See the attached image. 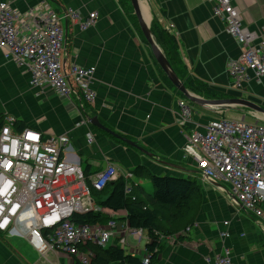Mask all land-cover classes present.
I'll list each match as a JSON object with an SVG mask.
<instances>
[{
  "label": "crops",
  "instance_id": "obj_1",
  "mask_svg": "<svg viewBox=\"0 0 264 264\" xmlns=\"http://www.w3.org/2000/svg\"><path fill=\"white\" fill-rule=\"evenodd\" d=\"M0 2L9 4L19 13L47 2L60 18L64 34L63 72L69 74L73 66L94 69L89 86L95 95L92 104L83 101L71 80L73 94L68 98L53 94L37 96V92L29 88V74L0 52V118L15 120L14 133L30 129L44 139L66 136L69 146L62 157L81 169L86 166L91 172H99L108 164L120 172L143 165L159 176L195 181L202 193L200 209L190 226L161 240L157 257L151 264H204L206 256L218 254L223 248L230 251L233 264H264V207L260 218L252 216L233 201L227 185L202 180L192 160L183 159L184 127L177 118V103L186 102L193 113L192 121L199 128L218 119L243 120L264 126L260 115L245 108L209 111L188 102L154 60L128 0ZM233 3L240 11L242 26L259 32L264 26V0H235ZM140 6L149 26L156 25L164 32L167 24L173 26L172 34L166 33L171 39L163 41L166 37L162 36V43L174 73L191 94L207 100L243 99L264 109L263 83L258 85L251 81L242 89L231 86L226 67L240 56L243 48L225 32V25L213 15L210 3L205 0H140ZM69 11L83 19L95 12L97 18L92 27L81 31L76 23L63 18ZM94 117L105 129L137 144L151 156L123 146L89 121L78 125L83 118ZM87 134L92 135L91 142L87 141ZM136 182L141 186L145 181ZM102 211L112 217L123 216V213ZM115 222L119 228L127 226L121 219ZM220 232H226L228 238L221 240ZM143 235L145 243L140 248ZM130 237L135 245H129V250H123L117 239L106 248L119 247L124 252L129 251L125 254L140 260L147 257L146 245L150 240L146 233L141 231L140 241ZM21 239L0 233V264H73L75 261L61 253L41 255L27 240L21 242ZM28 240L41 249L35 234Z\"/></svg>",
  "mask_w": 264,
  "mask_h": 264
},
{
  "label": "built area",
  "instance_id": "obj_2",
  "mask_svg": "<svg viewBox=\"0 0 264 264\" xmlns=\"http://www.w3.org/2000/svg\"><path fill=\"white\" fill-rule=\"evenodd\" d=\"M205 1L225 25V32L243 48L240 56L226 67L231 86L242 89L251 81L264 84V26L259 32L243 27L235 0ZM63 18L85 31L94 25L97 14L90 13L83 19L69 11ZM59 21L47 2L23 13L0 2V52L29 74V88L37 96L68 98L73 94L71 80L83 101L92 104L95 95L89 86L94 69L73 66L69 74L63 72L64 34ZM165 29L172 34L171 24ZM177 107V118L187 130L182 132L183 159L192 160L202 180L227 185L233 201L260 218L264 207V126L218 119L199 128L185 101L178 102ZM14 122L6 117L0 128V233L24 238L41 255L61 253L75 258L79 264H89L92 258L88 250H79L88 244L106 248L117 239L123 250H129L125 232L140 241L141 230L119 228L114 220L103 226L75 224L73 215L99 209L93 204L81 168L62 157L69 146L68 138L63 135L44 139L30 129L14 133ZM87 122L83 118L78 125ZM87 141H92L91 134H87ZM119 176L127 181L132 179L128 171L120 172L108 164L89 178L90 186L100 191ZM129 191L127 186L126 193ZM30 234H35L41 249L28 240ZM228 236L226 232L219 233L223 241ZM141 262L148 264V256ZM204 264H233L230 251L223 248L218 254L206 256Z\"/></svg>",
  "mask_w": 264,
  "mask_h": 264
},
{
  "label": "trees",
  "instance_id": "obj_3",
  "mask_svg": "<svg viewBox=\"0 0 264 264\" xmlns=\"http://www.w3.org/2000/svg\"><path fill=\"white\" fill-rule=\"evenodd\" d=\"M150 31L170 65L168 59L170 56L162 42L171 36L166 34L168 33L166 30V32L161 31L153 24L150 26ZM162 36L166 37L163 41ZM3 125L4 120L0 119V128ZM117 142L127 146L120 140ZM81 171L90 188L93 204L99 210L75 214L72 221L75 224L103 226L109 220L121 219L128 228L145 232L150 240L146 245L148 264L156 259L161 240L190 226L201 207L202 193L195 181L159 176L143 165H137L128 170L132 176L131 180L127 181L119 176L108 182L100 191L90 186L89 179L90 175H95L98 171L91 172L86 166L82 167ZM137 180L148 181L152 186V193L149 194L141 188ZM127 186L130 189L128 193H126ZM100 210L123 213V216L122 218L112 217ZM79 250L81 252L88 250L92 254L89 264H142L139 258L125 254L119 247L101 248L88 244ZM73 264L79 263L75 260Z\"/></svg>",
  "mask_w": 264,
  "mask_h": 264
},
{
  "label": "water",
  "instance_id": "obj_4",
  "mask_svg": "<svg viewBox=\"0 0 264 264\" xmlns=\"http://www.w3.org/2000/svg\"><path fill=\"white\" fill-rule=\"evenodd\" d=\"M129 3L133 10L134 16L136 18L139 30L142 33L145 41L147 42L154 60L156 61L157 65L160 67L162 72L165 74L166 78L171 83V85L179 93H181L188 102L198 105L209 111H222V110H228L232 108H245V109H248L256 113L257 115H260L262 119L264 120V109L250 101L243 100V99H237V98L225 99V100H207V99L198 98L194 96L193 94H191L184 87V85L180 82V80L178 79L174 71L172 70L171 66L169 65L164 54L158 47L153 35L151 34L149 23L144 18V15H143V12L140 6V0H129ZM88 121L93 127L97 128L99 131L105 134H108L117 140H120L127 146L139 151L143 155L151 156L150 154L142 150L139 146H137V144L129 140L120 138L119 136L105 129L102 125H100V123L97 121L95 117L88 119ZM163 165L168 166L173 169H178L176 166H173L171 164L164 163Z\"/></svg>",
  "mask_w": 264,
  "mask_h": 264
},
{
  "label": "rangeland",
  "instance_id": "obj_5",
  "mask_svg": "<svg viewBox=\"0 0 264 264\" xmlns=\"http://www.w3.org/2000/svg\"><path fill=\"white\" fill-rule=\"evenodd\" d=\"M0 119H2V118H0ZM245 121H247V122H249V120H248V118H246L245 119ZM259 125H263L262 123H258ZM183 176H187L186 174H183ZM182 176V177H183ZM187 177H189V176H187ZM190 177H192V178H194L195 179V177L194 176H192V175H190ZM191 179V178H190ZM141 188H143L144 190H147L149 193H152V186H151V184L149 183V182H147V181H145V182H142L141 183ZM32 234H30L29 236H31ZM28 236V237H29ZM8 237H10V236H8ZM145 237L146 236H144L143 235V240H142V242H141V245H140V248H143V246H144V243H145ZM12 238V237H11ZM14 238H17V239H21V238H19V237H14ZM25 239L24 238H22L21 239V242L22 241H24ZM126 241H127V243L130 245V246H134L135 245V243L133 242V240H132V238L129 236V235H126ZM32 247V246H31ZM126 253H128L129 251H125ZM68 256V255H67Z\"/></svg>",
  "mask_w": 264,
  "mask_h": 264
},
{
  "label": "bare ground",
  "instance_id": "obj_6",
  "mask_svg": "<svg viewBox=\"0 0 264 264\" xmlns=\"http://www.w3.org/2000/svg\"><path fill=\"white\" fill-rule=\"evenodd\" d=\"M62 136V135H61ZM33 235V234H32Z\"/></svg>",
  "mask_w": 264,
  "mask_h": 264
}]
</instances>
